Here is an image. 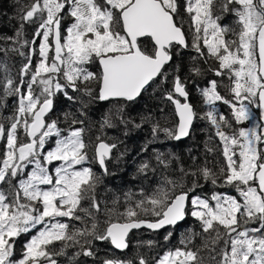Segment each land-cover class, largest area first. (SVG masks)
Here are the masks:
<instances>
[{"label": "snow or ice", "instance_id": "6c2138e0", "mask_svg": "<svg viewBox=\"0 0 264 264\" xmlns=\"http://www.w3.org/2000/svg\"><path fill=\"white\" fill-rule=\"evenodd\" d=\"M183 10L190 18L192 49L198 57L218 61L213 71L216 76L228 75L233 96L232 100L221 96L215 80L200 90L207 108L201 118L214 127L225 164L219 175L206 166L199 174L213 185L222 179L238 196L213 193L210 199L190 197L191 189L166 180L171 188L142 191L143 198L123 213L124 223L109 222L98 232L92 210L100 211L95 196L100 178L85 166L89 156L84 129L72 126L83 121L66 113L65 120L71 117V125L65 130L58 120H49L54 98L62 93L74 101L75 96L68 94L72 89L99 101H134L156 78L166 75L164 68L173 58V48L189 47L181 3L31 0L20 9L16 37L6 39L20 43L24 24H38L31 43L35 45L39 39V60L33 68L29 54L20 69L19 83L9 76L0 85L5 95L18 97L14 114L5 118L7 125L0 122V141H4L0 184L7 185V189L0 188V264H57L50 246L60 241L67 247L68 241L79 243L81 237L88 236L110 240L117 249H124L130 230L145 227L157 231L176 225L189 214L199 222L200 231L189 230L180 241L182 246L166 251L157 264H204L202 249L209 252L212 264H264V0H184ZM218 12L234 14L235 27L222 25ZM65 18L71 21L66 28ZM29 43L25 39L20 47ZM31 52H36L34 46ZM19 55L25 53L19 51ZM95 61L101 67L98 73L85 67ZM192 72L199 75L201 69L194 67ZM165 96L175 106L178 119L172 128L155 124L154 137L159 132L175 140L187 137L196 113L179 75ZM217 101L230 106L237 125L247 121L250 126L233 128L232 120L217 111ZM252 104L260 110V122H255ZM104 126H112L107 115ZM116 147L103 140L95 147V159L105 173L106 160ZM157 160L164 163L162 155ZM148 167L144 163L139 171ZM86 201H91L89 208L82 207ZM81 212L85 215H79ZM61 218L85 222L90 218L94 222L90 228L69 232V223ZM32 231L35 235L24 243L21 258L13 259L17 238ZM196 238H200L201 247L193 250L190 245ZM83 254L92 252L85 248ZM104 264L131 262L106 260ZM139 264L147 262L141 258Z\"/></svg>", "mask_w": 264, "mask_h": 264}, {"label": "trees", "instance_id": "16d2710c", "mask_svg": "<svg viewBox=\"0 0 264 264\" xmlns=\"http://www.w3.org/2000/svg\"><path fill=\"white\" fill-rule=\"evenodd\" d=\"M17 16L11 12L12 0H0V85L6 81L7 77H11L16 83H19L20 69L24 63H27L26 57L31 54L33 56V67L39 60L38 46L36 52L32 53L31 43L34 36L36 26L34 24L25 23L23 27V37L20 38V43L15 40H8L7 37H16L17 30L21 26L20 9L31 0H16ZM17 23L14 24V20ZM187 27L189 24L186 22ZM183 23L184 31L187 36L189 47L182 50L174 48L172 50V60L165 66L162 75L155 79L146 90L143 91L140 98L135 100L134 104H114L108 106L102 113L100 120L94 113L97 105V100L83 96L81 93H74L72 89H68V94L75 96V100H68L62 93H57L54 98V108L49 115V120H58L59 126L67 130L71 125V117L66 121L65 114L71 113L77 120L83 121V137L88 144L89 161L85 164L90 167L93 172L100 178L95 196L100 202V211L93 214L95 221L98 222V232H103L109 222L125 221L123 213L128 207L133 206L137 200L142 199L141 192L152 193L159 187L171 188V185H166V180L176 181L178 185H182L185 190L191 189L190 195L200 196L201 198H211L213 193H221L224 187H228L222 179H218L217 184L213 185L211 180H205L199 174V170L207 167L218 175L220 168L225 164L222 155V144L219 137L215 135L214 127L201 117L206 111L204 103L202 107L195 103L194 99H190L196 113V119L192 124V131L187 139L181 142H174L173 139L166 136L164 132H159L153 135V126L157 123L163 127L172 128L175 126L177 119L173 104L166 99L165 94L172 90L173 79L179 75L185 83L187 91L190 82L200 83L199 92L201 89L209 87V83H203L201 80L206 75V71H213L218 68V61L211 57H198L197 53L191 47V31L188 30ZM30 43L23 48L20 45L24 40ZM38 44V39L36 43ZM12 48L18 51H11ZM19 51H23L25 56H20ZM206 53V50H205ZM193 57H197L194 61ZM194 67H199L201 72L196 75L192 72ZM7 71H6V70ZM223 77L228 80L225 85L226 90L220 89V95L228 100H232L233 96L230 91L231 81L227 74L224 76H215L217 84L222 82ZM202 96V95H201ZM18 97L14 95H5L2 87H0V122L6 125L8 121L6 117L14 114ZM247 103V101H245ZM217 110L230 120L232 119L231 108L228 104L222 101H217ZM256 113L258 120V108L255 104L250 105ZM110 118L111 127H101L105 116ZM98 122V126L95 124ZM249 122H243L240 127H247ZM75 127V125H72ZM108 129L113 132L108 136ZM238 129V127H236ZM103 140L108 144H116L117 147L112 151L111 156L106 160L107 172L95 171L93 148L96 142ZM4 141H0L2 147ZM51 144V143H50ZM52 146V145H51ZM206 148H213L215 151L209 152ZM164 163L157 160V156H161ZM147 163L149 167L140 172L139 168L142 164ZM181 168L183 171H181ZM192 173H196L193 175ZM7 189V185L3 187ZM179 187L177 188V192ZM127 194H130L131 199ZM214 204V201H211ZM91 201H86L82 204L83 208H89ZM79 215L84 216L83 212ZM149 218V217H142ZM66 223H69V232L77 229L90 228L94 222L93 219L85 218L84 220H69L66 218ZM190 214L186 220L177 228H169L161 233H151L146 230L135 231L128 238V256L132 264H139L143 258L147 264H153L159 255L164 254L170 249L181 247V239L192 230L200 231L199 222L194 218L190 221ZM253 225H249L252 227ZM35 233L32 231L27 233L25 239L15 245V249L19 250L22 256L24 243L29 239V235ZM171 235L165 240V236ZM85 240L91 241L86 244ZM148 241L153 244L149 246ZM67 247L63 242L57 241L49 247V251L53 254V259L57 264H104L106 260H114L112 257L97 255L96 252L113 251L109 246L108 240H97L92 236L81 237L79 243L72 241L67 242ZM193 250L201 247L200 238H196L190 245ZM85 248L92 252V255L86 256L83 254ZM63 249V251H61ZM200 255L204 258V264H212L210 254L207 250L202 249Z\"/></svg>", "mask_w": 264, "mask_h": 264}, {"label": "flooded vegetation", "instance_id": "af4514ba", "mask_svg": "<svg viewBox=\"0 0 264 264\" xmlns=\"http://www.w3.org/2000/svg\"><path fill=\"white\" fill-rule=\"evenodd\" d=\"M11 7H12L11 8V12L14 14L13 17H16L17 16V12L14 11V9L17 8L16 0H12V6ZM217 14L221 15V23H222V25H226V26H229V27H235L236 17L234 16V14H230V13H219V12ZM15 23H17V19L14 20V24ZM69 23H70V21H68V18H65V21H64V25L63 26L66 28ZM34 25L36 26V28L38 27V24H34ZM192 39H193V33L191 31V41H192ZM38 45L39 44H35L33 46H38ZM172 50H174V48ZM85 67L88 69V71H91L93 73H98V72L101 71V67H100L98 61H95V62H92V63H90L88 65H85ZM206 72L207 73H206V75H204L203 83H206V82L209 83L210 79H213V80L216 81V79H215V76H216L215 75V72H212V71L211 72L210 71H206ZM227 84H228V80H226L223 77L222 82H221V86H225ZM189 88H190V91H191V96H190V92H188L189 93L188 100L190 102V99H194V101L196 103L198 101V99L202 98L201 93L199 92L200 83L190 82L189 83ZM139 98H140V96L137 99H139ZM137 99H135V100H137ZM135 100L134 101H124V100H118V99H112V100H109V101H99V100H97V105L95 107L94 113H96L95 115L98 118V122L100 120V117H101L102 113L106 110V108L108 106H113L114 104H131L132 105V104H134ZM197 103L201 106L203 102H200V100H199V102H197ZM190 104H191V102H190ZM216 108H217V110H219V107L218 106H216ZM203 109H204L203 111H207V108H203ZM176 119H177V117H176ZM98 122L95 124L96 126H98ZM232 124H233V128H236V127L239 128L240 127V125H237L234 120H232ZM75 127L83 128V125L82 124H76ZM191 131H192V127H191ZM191 131H190V133H191ZM229 131H231V129H229ZM112 132L113 131L111 129H108V136H110V134H112ZM99 142L100 141L96 142L95 145H94V148H93V159H94V166H93V168L95 169V171L104 172V171H101L98 168V166L96 165L95 146ZM49 146H51V144ZM3 185L4 184H0V187H3ZM61 220H62V222H66L67 219L66 218H61ZM191 220L193 221L194 220V217H191L190 221ZM138 231H140V230H138ZM133 232H135V231H133ZM133 232H131V233H133ZM130 234L127 237V243H128V238H129ZM108 241H109V246L112 248L113 251L96 252L97 255H102V256H105V257H112V258H114V260H119V261H124V262H131V260H130V258L128 256V247H127L126 250H123V251L114 250L113 247L111 246L110 240H108ZM18 254H20V253H18ZM160 256L161 255H159L157 257V259L155 260V262L158 260V258ZM16 257H17V255H16ZM45 264H46V262H45ZM131 264H132V262H131Z\"/></svg>", "mask_w": 264, "mask_h": 264}, {"label": "rangeland", "instance_id": "374dc122", "mask_svg": "<svg viewBox=\"0 0 264 264\" xmlns=\"http://www.w3.org/2000/svg\"><path fill=\"white\" fill-rule=\"evenodd\" d=\"M180 3H181V16L183 17V23H185V25H186V22L188 23V24H190V18H189V16L184 12V10H183V4H184V0H180ZM68 21H70L69 19H68ZM70 23H71V21H70ZM68 26V25H67ZM186 27H187V25H186ZM188 28V27H187ZM188 30H189V28H188ZM38 44H39V39H38ZM204 79V78H203ZM203 79L201 80L202 82H203ZM213 79H210V81H212ZM209 81V82H210ZM218 85V92L220 93V89L222 90V91H225L226 90V87L225 86H221V83H219V84H217ZM141 96V95H140ZM200 102H203V98H200ZM251 108V107H250ZM251 110H252V112L256 115V113L253 111V108H251ZM255 122H259V117H258V120H257V116H256V121ZM250 126V124L248 123V125H247V127H249ZM86 167H87V165H86ZM224 190L223 191H219V192H221L222 194H227V195H233V196H238V193L236 192V190H235V188H233L232 186H228V187H224L223 188ZM191 216V215H190ZM192 217V216H191ZM27 235L28 234H23L22 236H20L21 238H23V239H25L26 237H27ZM32 235H35V233H32V234H30L29 235V239L31 238V236ZM21 241V239H18V240H16V243H15V245L17 246V243L18 242H20ZM19 246V245H18ZM17 246V247H18ZM20 247V246H19ZM18 251L19 250H17V249H15V252H14V256H13V259H15V260H18V259H20L21 258V256H20V254H18ZM16 255H17V257H16ZM161 256H163V254L161 255ZM160 256V257H161ZM16 257V258H15ZM159 257V258H160ZM158 258V259H159ZM153 264H157V261L155 262V263H153Z\"/></svg>", "mask_w": 264, "mask_h": 264}, {"label": "water", "instance_id": "95a60500", "mask_svg": "<svg viewBox=\"0 0 264 264\" xmlns=\"http://www.w3.org/2000/svg\"><path fill=\"white\" fill-rule=\"evenodd\" d=\"M182 50H184V49H186V48H181ZM171 62V61H170ZM169 62V63H170ZM168 63V64H169ZM167 64V65H168ZM166 65V66H167ZM142 93H143V91H142ZM141 93V94H142ZM140 94V95H141ZM139 95V96H140ZM138 96V97H139ZM137 97V98H138ZM136 98V99H137ZM178 98H180V97H178ZM181 99V101L183 102V98H180ZM188 102H189V100H188ZM190 103V102H189ZM173 107H174V111H175V106L173 105ZM53 111V110H52ZM52 111H51V113H52ZM50 113V114H51ZM258 116H259V122H260V110L258 109ZM177 117V116H176ZM178 119V118H177ZM192 127V126H191ZM191 131V130H190ZM189 136V135H188ZM188 136L187 137H183L182 139H180V140H175V139H173V141L174 142H181V141H184L186 138H188ZM96 147V146H95ZM109 159V158H108ZM96 164H97V166H98V168L101 170V171H104V169H102L101 167H100V165H99V163L96 161ZM189 196L191 197V195L189 194ZM187 217V216H186ZM186 217H185V219L183 220V221H179L176 225H174V226H172V225H170V226H166L165 228H163V229H160V230H157V231H152V230H149V229H147V228H145V227H142V228H140V229H132V230H130V232H129V234L131 233V232H133V231H138V230H146V231H148V232H151V233H160V232H163V231H165V230H167V229H169V228H177L179 225H181L185 220H186ZM125 221H123V222H118V223H124ZM112 223H117V222H112ZM128 234V235H129ZM110 243H111V241H110ZM128 244V243H127ZM111 246L113 247V249L114 250H119V251H123V250H126L127 248H124V249H117L114 245H112L111 244Z\"/></svg>", "mask_w": 264, "mask_h": 264}]
</instances>
